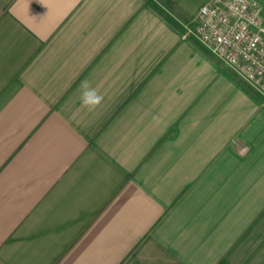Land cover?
Masks as SVG:
<instances>
[{"label": "crops", "instance_id": "obj_1", "mask_svg": "<svg viewBox=\"0 0 264 264\" xmlns=\"http://www.w3.org/2000/svg\"><path fill=\"white\" fill-rule=\"evenodd\" d=\"M211 1L0 0V264H264V99L182 26Z\"/></svg>", "mask_w": 264, "mask_h": 264}, {"label": "built area", "instance_id": "obj_2", "mask_svg": "<svg viewBox=\"0 0 264 264\" xmlns=\"http://www.w3.org/2000/svg\"><path fill=\"white\" fill-rule=\"evenodd\" d=\"M182 26L264 99V8L258 0H212Z\"/></svg>", "mask_w": 264, "mask_h": 264}, {"label": "clouds", "instance_id": "obj_3", "mask_svg": "<svg viewBox=\"0 0 264 264\" xmlns=\"http://www.w3.org/2000/svg\"><path fill=\"white\" fill-rule=\"evenodd\" d=\"M80 87L81 103L88 110H94L102 103L103 96L97 91L96 88L92 87L88 81H82Z\"/></svg>", "mask_w": 264, "mask_h": 264}, {"label": "rangeland", "instance_id": "obj_4", "mask_svg": "<svg viewBox=\"0 0 264 264\" xmlns=\"http://www.w3.org/2000/svg\"><path fill=\"white\" fill-rule=\"evenodd\" d=\"M258 1L261 3L262 7H264V0H258ZM161 9H162V11H164V13L169 15V13H168V11L166 9H163V8H161Z\"/></svg>", "mask_w": 264, "mask_h": 264}, {"label": "trees", "instance_id": "obj_5", "mask_svg": "<svg viewBox=\"0 0 264 264\" xmlns=\"http://www.w3.org/2000/svg\"><path fill=\"white\" fill-rule=\"evenodd\" d=\"M170 6V7H169ZM168 7H169V9H172L171 7H172V5H171V3L168 5Z\"/></svg>", "mask_w": 264, "mask_h": 264}]
</instances>
